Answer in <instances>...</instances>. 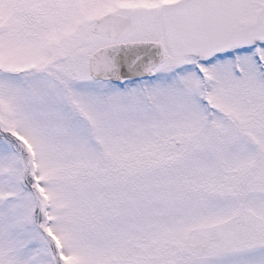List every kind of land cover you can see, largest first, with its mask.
Masks as SVG:
<instances>
[{"label": "snow or ice", "instance_id": "1", "mask_svg": "<svg viewBox=\"0 0 264 264\" xmlns=\"http://www.w3.org/2000/svg\"><path fill=\"white\" fill-rule=\"evenodd\" d=\"M0 264H264V0H0Z\"/></svg>", "mask_w": 264, "mask_h": 264}]
</instances>
